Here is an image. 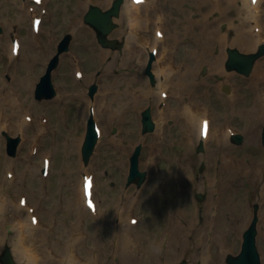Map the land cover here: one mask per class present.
Returning a JSON list of instances; mask_svg holds the SVG:
<instances>
[{
    "label": "bare ground",
    "instance_id": "bare-ground-1",
    "mask_svg": "<svg viewBox=\"0 0 264 264\" xmlns=\"http://www.w3.org/2000/svg\"><path fill=\"white\" fill-rule=\"evenodd\" d=\"M87 1H81V8L84 7ZM109 1L100 0L103 4H107ZM182 1L184 0H147L145 3L135 4L132 0H124L122 20L124 22L128 20L129 36L126 37L125 54L116 57L121 69L131 66L140 69L146 61L145 51L149 52L154 42L148 40L145 27L150 31L151 25L155 24V19L160 17L163 21L161 27L165 30L167 29L165 26L166 16H169V13H172L175 9H178V12H183L184 18L181 20L177 17L176 22H173L174 33L169 36V39L172 40L175 46H179L182 42L181 34L184 33L189 37V48L186 49V52L190 59V65L182 69L180 63L175 64L172 61L175 60L172 54L173 48L169 49L165 46L166 34L160 42L162 51L157 62L154 63V72L159 78L158 85L153 92L157 96V103L163 98L160 95L162 88H165L164 86L171 88L173 80L178 79L179 81L176 82L177 106L171 108L169 102H167L163 109L159 108L156 113L159 121L156 130L147 136L141 137L136 128L131 129L124 124H127L131 111H137L142 107L148 92L145 91L144 80H141L142 84L140 86H135L137 76H131L130 73L123 72L113 78L112 81L107 78L102 80L100 101L103 103L105 113H102L100 108L97 109L96 107L95 109V118L102 128L101 143L104 142L107 132L101 122H105L107 126L114 123H120L121 125L119 133L111 139V143L115 151L114 163L121 167L120 173L122 175L125 172L126 163L120 159L119 154L129 152L131 145L140 139H143L147 146L145 165L151 173L158 170L157 165L160 162H166L167 169L159 174V182L156 185H151L149 184L151 180H149L143 186V191L138 195L141 198L145 191H150L153 194L156 193L157 196L163 194L167 197L168 203L163 217L165 229L162 239L149 235L140 236L135 232L136 229H132L134 227H129V225L122 228L121 223L107 228L99 220L96 225L100 230L107 233V241L101 242L94 234L88 233L92 248L88 254L84 256L79 254V257H76V254L78 255L76 252L79 251L78 242L83 235L78 223L83 221L82 217L86 213L90 214L85 205L82 170L80 184L73 190V196L67 197L64 190L60 202L51 201L47 210L51 220L47 225L42 223L38 211L39 223L34 226L30 221V208L26 205L25 207L20 205L19 199L17 203L15 199L7 202V198L4 197L0 202V240L12 244L13 251L20 264H62L64 257L70 252L75 256L78 264H101L103 260H107L110 264H113V260L116 261V264H173L183 257H189L190 264H197L198 261H201L202 264H219L223 259L225 250L233 247L231 241H228L225 235L234 228L239 233L242 231L250 211L249 204L254 199H259L263 204L261 235L264 237V156L254 158L242 154L241 149L230 141L226 133V127L222 129L221 124L216 130L218 131L217 136H215L216 132L214 133L211 124L209 137L206 141L208 145L207 153L196 156L194 152V145L200 136L201 117L206 114L205 108L211 102L210 88L212 87L206 80H198L197 64L201 60L209 59L211 50L217 45L220 47V52L212 57L213 67L211 73L213 76L223 74L230 81L236 80L233 71L223 68L226 59L224 50L228 45L238 46L246 51H256L258 49L260 39L253 30L252 21L255 19L261 20L263 17L262 11L259 15H255L251 0H187V2L194 3L197 6V10L189 9V11L181 8ZM237 1L241 2L240 6L236 5ZM262 2L263 0H257L256 7H260ZM163 8H166V13H162L164 10L161 9ZM215 9L220 10L222 13L218 19L210 20L208 15ZM26 11L27 13L23 12L24 19L28 15L32 19L34 14L28 8H26ZM80 11L82 12V10L77 11L68 17L66 21L68 26L73 27L78 34L84 30L81 25ZM48 13L49 10L46 11L45 15ZM133 16H138L136 27L130 26V24L132 25ZM44 20L43 17L39 34H42ZM225 20L228 21L229 28L223 31L219 29V22ZM181 22L184 24L182 30L180 28ZM126 31V28L122 25L118 33L126 34ZM261 31L264 35L262 23ZM10 34L11 31L6 27L5 38L8 39ZM12 44L11 40V61L8 62L7 66L12 68L14 72L13 86L7 83L8 86L5 82L0 92L4 89L7 99L15 107L13 103L16 104V102L12 100V92L15 91L19 95L25 94V96L26 93H29L36 78L34 70L36 61L44 59L48 46L44 45L45 48L39 46L36 42H29V56L25 59V57H21L23 43L18 57L13 56ZM105 53V50H101L100 55L103 56ZM7 60L8 58H6ZM129 61L132 62V65L129 64ZM115 64L116 60L113 66ZM111 68L112 65H107L106 72H109ZM85 79L86 75L84 73L82 81ZM233 84L234 92L227 96L222 95L226 112L225 118H235L236 113L243 116L247 121L245 133L248 139L251 141L257 140L260 127L264 122V58L257 62L253 74L246 82L241 83L236 80ZM169 98L170 94L167 99ZM90 105L91 101L86 106L88 114ZM29 106L19 102L17 107L20 112L12 113L10 117L15 120L19 119L20 113L25 108L30 110L33 107ZM169 117L176 121V126L179 128L176 135L166 125V119ZM7 118L8 114L0 108V129L2 131L6 126ZM49 124L48 121L46 128L49 127ZM28 125L29 122L23 119L16 126L9 123L8 128L13 127L15 129V127H19L20 132ZM71 134L72 130L69 132L70 136ZM127 136H130V145L128 144V146L122 144V139ZM77 138V136L74 137V144ZM30 140L31 138L27 135L25 141ZM174 141L184 144L186 151L181 154L172 152L170 145ZM99 160L98 157L96 161ZM201 160L207 161L208 168L197 177L195 168ZM51 166L52 162L47 176L51 174ZM37 169L36 165L29 166L24 172L25 177L35 176ZM62 172L65 175L61 178L60 183L67 185L66 176L68 172L65 169ZM20 178L21 175L18 176L15 173L13 184L12 180H7L9 190L14 195L16 194V187L19 188ZM187 180L189 182H186ZM241 182H249L250 186L242 190ZM96 186L95 183L93 186L94 196ZM184 188L189 191L195 188H203L208 192V201L203 214L205 216L203 225L197 222V214L192 209L182 211V199L177 195ZM132 200L133 194L130 191L121 194L117 208H119L118 214L122 219L126 216L124 214L125 209L131 206ZM28 201H30L29 198ZM96 205L98 211L96 217H100L101 212L99 211L98 202ZM7 206L12 208H7ZM36 209L38 210L37 207ZM7 211H10L12 215L5 216ZM65 215L72 218L70 223H66ZM125 220H128L127 216ZM6 224L12 225L10 232L5 231ZM42 232H44L43 238L39 237ZM54 235L63 236V240L58 243V241L53 240ZM41 239L42 244L37 242ZM129 245L134 246V248H130ZM154 249L155 251H153Z\"/></svg>",
    "mask_w": 264,
    "mask_h": 264
},
{
    "label": "rangeland",
    "instance_id": "rangeland-1",
    "mask_svg": "<svg viewBox=\"0 0 264 264\" xmlns=\"http://www.w3.org/2000/svg\"><path fill=\"white\" fill-rule=\"evenodd\" d=\"M49 4V14L46 16V19L43 24V31H42V37L45 36V41L43 43H48L53 45V42H50L49 37H55L57 36L60 38L65 32H71L73 34V40L70 46V51L65 53L61 58V63L57 71L54 73V84L57 89V96L51 100H43V101H37L34 98V89L36 82L39 81L40 76L44 73L46 65L49 61V59L52 57V55L56 51L57 42L53 46H48L47 53L45 54V57L43 60H37L35 65V80L33 82V85L31 87V90L29 93H26L23 95L17 94L15 91L12 92L11 97L13 102H16V104L13 103L15 107L11 105L9 100L7 99V95L5 90L3 89L0 92V108L3 109V111L8 114V118L6 120V123L13 124L16 126L18 122L23 120L22 116L24 113L31 114L34 117V122L29 123L28 126H26L23 131H21L22 141L18 146L17 154L15 156H10L7 153V140L6 136L3 134L4 131L9 132V134L16 136L19 132V127H13L8 128L6 126L3 131L0 129V202L4 197L7 198V202L15 199L16 202L19 198L20 194L26 193L29 195L30 200L35 201L37 206L39 207V211L41 214L42 222L47 224V222H50L51 217L47 214L48 206L50 207L51 201L55 200L57 202H60L61 197L63 196V191L65 190V195L67 197L73 196V190L80 184L81 180V171L83 169L92 170L95 172L96 176V189H95V196L97 201H99V205L101 208V221L104 222L105 226H109V224H119L121 223V217H119L118 213H116V205L118 204L119 197L122 193L130 191V193H134V195H137L141 188L137 187L135 184L127 186V176L129 172V166H130V156L136 147L137 144L141 143L143 145L142 154L140 156V168L142 170H146V172L149 175L148 168L145 166V156H146V144L143 141V139L138 140L134 144L131 145L129 152L121 153L119 154V157L122 161H125L126 167L125 172L123 175L121 172V167L114 163V148L111 143V139L115 137L118 132L120 131V126L116 127L115 124H111L106 126L104 125L105 130H107L106 137L103 143H99L95 149V152L88 163V165H85L82 159L81 155V145L83 143L85 133H86V127H87V119H88V112L86 109V106L89 101L96 100L97 106L101 104V111L102 113L105 111V108H103V103L100 101V96L102 95L100 91V79L105 78V74H110L108 76V80H112L116 76L120 75L122 73V70L116 65L113 66L115 63V60L117 56H121L125 52V48L127 46L126 40L125 45L122 48V50H112L110 48L102 47L96 38V34L94 30L85 23L84 21V15L88 11V8L91 4L99 5L103 9L108 8L113 0H110L107 4H103L100 2V0H88L84 7L81 8V25L84 27V30L78 34L76 30L73 27L68 28V26L65 24V20H67V17L71 14L73 15L76 10L80 6L81 0H48ZM24 3H27L26 7L29 5H33L31 0H0V28H2V31H0V89L3 87V84L10 83L11 86H13L14 81V72L12 68L8 67L7 64L9 61H11V54H10V42H11V34L17 33L20 35L22 41H23V51L21 54V57H25L27 59L28 54V43L29 42H35V35L32 33V21L30 17H26L24 19V11L27 13L26 8L23 6ZM237 5H241L240 1L236 2ZM182 6H186L188 8L196 9L197 6L194 4L188 2V3H182ZM24 8V9H23ZM186 9V8H185ZM24 10V11H23ZM161 10H164L163 12L166 13V8H163ZM187 10V9H186ZM160 11V9H159ZM176 13H178V10H176ZM65 14L67 17H65ZM221 15L220 11L218 9L213 10L210 15L209 19L212 18V20L217 19ZM181 18H183L184 13H180L179 15ZM47 20V21H46ZM115 21L118 23V27L114 30V32L111 34L112 37H118V38H124L122 34H118L117 31L122 26V9H121V15L119 17L115 18ZM170 21H172V17L170 18ZM173 22V21H172ZM224 23L221 22L219 27L222 29V25ZM127 26V25H125ZM153 26V25H152ZM6 27L9 28V31H11V34L8 39L5 38L4 34L6 31ZM182 27V25H181ZM228 22L226 24V29H228ZM46 28V31H44ZM151 31V37L154 39V31ZM174 28L171 27L170 31L168 30V38L171 33H173ZM44 34V36H43ZM58 38V39H59ZM57 39V40H58ZM125 39V38H124ZM187 40H184L182 42V45L184 46L186 44ZM166 45L169 49L173 48L172 54L173 56L178 59L179 56L182 55L181 62L184 61V64L190 65V60L187 57V52L185 48V52L182 54V45L175 46L173 43L166 42ZM186 47V46H184ZM230 48H237V46H228ZM228 47L225 49V53L227 54ZM46 48V47H45ZM243 52H249L242 50L240 47H238ZM101 50H105L106 53L101 56L100 52ZM33 50L31 49V52ZM213 54H211L210 57H215L219 52L220 48L213 47V50L211 51ZM74 54L77 55L81 60V66L89 74L87 76V80L85 82H78L75 79L74 76V68L73 63L70 59V56ZM214 55V56H213ZM228 55V54H227ZM6 58L8 60L6 61ZM261 57L260 59H263ZM227 59V58H226ZM259 59V60H260ZM258 60V61H259ZM66 61V62H65ZM226 61V60H225ZM146 63V62H145ZM257 64V63H256ZM112 65V68L109 72H106V66ZM145 66V64H144ZM143 66V68H144ZM212 63L210 58L204 62L200 61V64L197 66V72L199 80L202 79H208L210 85H216L212 86L210 88L211 92V102L208 111L210 112L211 116L214 120V131L216 132V128L221 123L222 126H224V123L226 122L224 120V114H225V107L223 106V99L222 94L225 96L226 94H232L233 93V83L238 82L244 83L246 82L251 75L253 74V71L251 72L250 76H244L238 73H234L236 76V80H227L226 77L223 75H217V78H211V68ZM186 66H183V69ZM206 67L207 70L205 74H202V69ZM139 70V76L138 79L144 80L143 83L145 84V91L149 92L154 91L157 87V78L155 85H152L149 81V78H147L144 75V70ZM223 68H225V63L223 64ZM131 69L127 67L125 69V72L127 74L130 73ZM226 69V68H225ZM22 73L21 71H19ZM131 76L133 73H130ZM92 82H97L99 84V90L94 96V99L88 96V86ZM175 84V83H174ZM228 84L230 86L229 92L222 90V85ZM8 85V84H7ZM9 86V85H8ZM174 88V87H173ZM223 91V92H222ZM28 94V95H27ZM59 98H62L59 100ZM153 94L149 96L148 100L144 102L143 106L139 110L140 112V119L138 120V112L137 111H131L129 113V124L126 125L132 128H136L138 131V134L140 136H147L148 134H143L142 132V123H141V111L146 108L147 106H152V110L155 113V111H158L159 105H156V99L154 101L152 100ZM19 102L24 103L25 105H30L28 108H25L21 113L19 119L15 120L10 117V114L15 112H20V110L17 107V104ZM31 102V103H30ZM30 103V104H27ZM169 105L173 108L176 107V99L175 96L170 98ZM42 114H46L49 118V127L43 129L44 127L40 126L39 124V116ZM234 121L228 120V124H232L235 127L238 128L239 131H241L242 134L245 133V128L247 127V121L244 117H242L239 114H235ZM156 120V119H155ZM158 121L156 120V123ZM138 123V124H137ZM80 124V125H79ZM7 125V124H6ZM135 125V126H133ZM166 125L168 128L172 129V132L176 135L179 131L178 126H176V121L169 117L166 119ZM264 125V122L262 124V127ZM42 127V128H41ZM47 129V130H46ZM72 130L71 136L69 135V132ZM46 131V132H45ZM261 132L258 136V143L256 141L249 142L247 139L245 145H244V153L257 156V154H262V150H264V146L262 145L261 140ZM27 135L31 138L30 141H25L27 138ZM77 136L76 143L74 144V137ZM198 140V139H197ZM36 144L37 150L32 151V146ZM122 144L128 146L130 145V136H127L123 139ZM199 145V142L197 146ZM195 146L194 150L196 155H202V152H197ZM240 149H242V145H238ZM170 149L172 151H177L179 153L185 152L186 147L182 145L180 142L174 141L170 145ZM243 153V152H242ZM44 155H49L52 158V167H51V174L49 177H43L41 173V167H42V159ZM100 158L99 161H96L97 158ZM205 162V161H202ZM79 164L80 167H79ZM160 164L161 170L167 169L166 162L162 161ZM37 166L38 169L35 173V176H29L28 178L25 177V170L27 168L32 166ZM206 166V163H199L195 168V175L198 177L203 171L204 167ZM203 168V169H200ZM67 170L68 174L66 176L67 185L64 183L61 184L60 180L65 175L62 174V170ZM12 170L16 173V175H21V178L19 180V188L16 187V194L14 195L11 190H9V184L7 183V180L9 178L7 177V171ZM153 181L157 183L159 181V175L153 177ZM186 182H189L188 180ZM66 186H68L66 188ZM248 186H250L249 182H241V189L245 190ZM202 194L203 199H199L198 195ZM49 196V197H48ZM180 199H182L183 202H181L182 211L192 209L200 215V217H203V214L205 212L206 203L208 201V192L203 188H195L194 190L189 191L188 189L184 188L178 195ZM168 202V199L164 196H159L158 199L155 198V194L152 195L150 191L145 192V200L140 202H134V204L129 207V209L133 208L135 213L140 216L141 218V224L134 228L136 229V233L141 235H150L148 233H152L155 238L161 239L162 238V217L164 216V209ZM259 202V200H252L251 206H250V213L247 220V224L251 217V211L253 208V203ZM1 207V205H0ZM11 207V206H7ZM6 208V209H7ZM12 208V207H11ZM128 209V208H127ZM6 211V210H5ZM118 212V211H117ZM127 213V211L125 212ZM12 213L10 211H7L5 213V216H11ZM74 218V217H73ZM84 221L82 226V221L79 222L80 228L84 230V234L81 236V246L79 248L82 251H85V249H89L92 247L90 244V241L88 239V233L94 234L95 237H97L101 242L107 241V233L101 232L98 230L96 231L94 226L96 225L97 218L91 217L88 213L84 215ZM68 217L65 215V221H67ZM108 219L111 220V222H108ZM123 222V221H122ZM124 227H127V224L123 222ZM162 226V227H161ZM247 226V225H246ZM12 225L6 224L5 225V231L10 232ZM89 228V229H86ZM245 227L242 229L240 233H238L235 228L228 232L226 235V239L228 241H231L233 247L227 248L225 250L223 259L219 264H227L225 261V255L227 252H234L237 253L240 248L243 241L242 233L244 231ZM44 237V232H42L39 237ZM55 240V239H53ZM58 242L62 241V238H58ZM41 244L43 243L42 239ZM258 244L259 249L261 252V257L264 262V240L262 239L261 235H259L258 238ZM9 248L13 258L16 261V264H20L19 260L17 259L14 251L13 246L8 241H1L0 240V253L5 249ZM90 250V249H89ZM86 255V254H83ZM114 263L116 264V261L114 260ZM1 264V263H0ZM101 264H110L107 262V260H103V263ZM173 264H190V258L189 257H183L179 260H177ZM197 264H202L201 261H198Z\"/></svg>",
    "mask_w": 264,
    "mask_h": 264
},
{
    "label": "water",
    "instance_id": "water-1",
    "mask_svg": "<svg viewBox=\"0 0 264 264\" xmlns=\"http://www.w3.org/2000/svg\"><path fill=\"white\" fill-rule=\"evenodd\" d=\"M123 0H115L113 7L107 11H102L98 7H93L86 15V21L92 24L99 34V39L103 44H110V41L107 39V35L113 30L116 24L113 22V16L119 15L120 4ZM70 41V36H67L62 45L59 48V51H62L65 48H68V44ZM264 53V49L261 48L257 55L253 56H238L235 52H231V60L229 63L230 68H236L239 71L248 74L252 68L253 62L255 58ZM58 54L51 60L49 63L46 74L42 77L41 81L38 83L36 88V97L38 99L48 98L54 94V88L51 83V74L52 70L57 66L58 63ZM144 128L145 130L152 129L153 124L149 120V114L144 113ZM240 138V137H238ZM9 154L14 155L17 150V144L19 142V138H11L8 137ZM96 142V136L93 129L92 120L90 119L88 125V131L86 135L85 142L83 144L82 152L85 162L88 161L94 145ZM138 154L139 149L136 151L135 155L132 158V169L130 174V180H137L141 182L142 177L144 175L143 172L138 171ZM3 264H15L11 255L8 251H6L2 256H0ZM230 264H260L258 254L255 247V228L254 225L250 227V229L246 232L243 249L242 252L237 256H230L228 259Z\"/></svg>",
    "mask_w": 264,
    "mask_h": 264
},
{
    "label": "clouds",
    "instance_id": "clouds-1",
    "mask_svg": "<svg viewBox=\"0 0 264 264\" xmlns=\"http://www.w3.org/2000/svg\"><path fill=\"white\" fill-rule=\"evenodd\" d=\"M130 248H134V246L129 245ZM123 251V250H122ZM155 251V249L153 250ZM62 264H78L75 256L72 252H70L68 255H66L62 261Z\"/></svg>",
    "mask_w": 264,
    "mask_h": 264
}]
</instances>
